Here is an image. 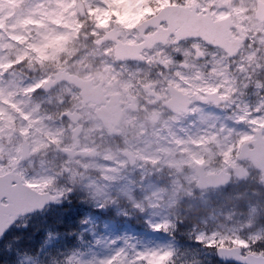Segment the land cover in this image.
Masks as SVG:
<instances>
[{
    "label": "snow or ice",
    "instance_id": "1",
    "mask_svg": "<svg viewBox=\"0 0 264 264\" xmlns=\"http://www.w3.org/2000/svg\"><path fill=\"white\" fill-rule=\"evenodd\" d=\"M22 14L37 35L0 28V264H39L26 250L47 252L77 218L92 222L75 185L95 208L126 201L165 233L183 225L170 210L193 190L253 173L264 189V0H31ZM222 102L235 105L233 126L203 107ZM189 117L199 134L176 131ZM240 207L245 234L197 223L189 234L222 258L264 264V202ZM95 244L109 254L74 247L51 264H174L171 244Z\"/></svg>",
    "mask_w": 264,
    "mask_h": 264
},
{
    "label": "rangeland",
    "instance_id": "2",
    "mask_svg": "<svg viewBox=\"0 0 264 264\" xmlns=\"http://www.w3.org/2000/svg\"><path fill=\"white\" fill-rule=\"evenodd\" d=\"M31 0H0V28L8 30H20L21 28L27 29L32 36L37 35L35 28L36 25L29 27L22 23L23 14L22 6L26 3H30ZM7 5V7H4ZM9 54H15L16 49L12 48L7 50ZM216 114L215 111L212 112ZM219 126L222 121H215ZM199 125V127H197ZM229 125V124H227ZM230 126V125H229ZM203 127L199 121L195 120L194 124L179 125L176 131L179 132L181 128L189 129L192 134H199V129ZM183 135V133H180ZM190 147L199 148L200 145H194ZM48 159L55 161L58 160V154L49 153ZM206 165L210 168H215L216 161L214 158L206 160ZM27 166L31 169L33 167H39V158L34 162L29 161ZM129 175L137 177L139 175L138 170L129 169ZM168 175V169H164L159 174H154V180L163 181ZM235 186H237L235 184ZM246 194L250 191L247 190ZM224 192L218 191L215 188H209L204 191L193 190L191 195H184L178 202L177 206L173 209L177 210L174 214V219L177 216L181 217H195L196 223L202 230H212L221 228V230L236 229L245 234L248 230L247 222L244 215L245 209L240 207L242 199H238L235 202V196L233 192H230L229 198H222ZM249 200L264 201V189L259 185V191L255 195L251 196V199L244 201L247 203ZM131 206L126 202H121L117 206H113L107 215L122 217L127 221H134L135 225H130L128 222L115 225L114 227L105 220H101L97 214H103L106 218L104 210L98 208H91L95 211V215H91V223L81 225L79 233L71 235V242H65L64 238H60V235H54L48 242L51 247L47 252H42L43 257L38 258L39 264H51L52 259L62 261L65 255L70 254L72 248H79L81 252L86 253V257L93 253L99 256L108 255L110 248L104 245H96L95 239L100 237L107 243L108 240L115 238L116 236H127L131 238V242L136 244L137 248H156L164 245L171 244L175 248V254L172 257L174 264H220L216 260V250L214 248H208L195 241L190 236L189 228H180L179 226L172 233H165L163 231H154L148 227L144 214L137 215L134 210H131ZM171 209V210H173ZM127 211L129 215H125ZM23 223V222H22ZM133 228H131V227ZM222 226V227H221ZM257 227H260L258 224ZM81 233L83 239L81 240ZM45 239H48L46 237ZM187 242H186V241ZM73 242V243H72ZM72 244L71 247L69 246ZM55 244V245H54ZM54 245V246H53ZM52 247H55V252L52 251ZM203 249H214V259L212 253L204 252Z\"/></svg>",
    "mask_w": 264,
    "mask_h": 264
},
{
    "label": "flooded vegetation",
    "instance_id": "3",
    "mask_svg": "<svg viewBox=\"0 0 264 264\" xmlns=\"http://www.w3.org/2000/svg\"><path fill=\"white\" fill-rule=\"evenodd\" d=\"M153 71H155V69H153ZM258 75H260L261 78H264V74L258 73ZM243 99L247 101L248 103H255L257 100V96L253 93L252 89H248L247 95H245ZM203 107L207 112L212 113L213 111H215L216 112L215 115L219 117V120L217 121H222V122H225V124H229L230 126H233V121L228 119L227 117H229L232 114L233 108L235 107L234 104H227V108H225L224 103H221L220 106L208 103V104H204ZM195 120H197L196 117H189L188 119H185L181 124H178V125L194 124ZM248 179L249 178L245 180L233 179L232 181L233 183L231 184L232 189L230 188L231 185L229 186L228 191L233 192L234 195H236L234 199L235 202H237L238 199H242L243 201L247 200L249 193L246 194L245 187H246V184L248 183ZM234 184H237V186H235ZM247 190H249V187H247Z\"/></svg>",
    "mask_w": 264,
    "mask_h": 264
},
{
    "label": "clouds",
    "instance_id": "4",
    "mask_svg": "<svg viewBox=\"0 0 264 264\" xmlns=\"http://www.w3.org/2000/svg\"><path fill=\"white\" fill-rule=\"evenodd\" d=\"M4 7H7V5H5ZM129 67L130 68H135L136 65L134 63H131L130 62ZM153 69H155V68H153ZM153 69H152V72H153V74H155V72L157 71V69H155V71H153ZM118 71H119V69H118ZM125 71H127V69H125ZM222 103H224V107L227 108V103L226 102H222ZM178 126H179L178 124L175 125L174 126L175 129ZM197 127H199V125H197ZM75 197H76V202L77 203L83 202V203L88 204V206L90 208H95V206L88 199V192H87V190L86 189H82L80 185H75ZM112 207L113 206H109V208L104 209L105 215H107L109 213V211H110V209ZM131 210H133V209L131 208L130 211ZM170 211L173 212V213H175L177 210L173 209V210H170ZM137 215H139V213H137ZM176 218H178L179 220H183L184 221L183 225H180L179 226L180 228H190V226H191L192 223H196L197 222L196 219H195V217H187V218H185V217L177 216ZM113 220L115 221L116 218L113 217ZM203 251L204 252H207V253H212L213 254V259H214V252H215L214 249H203Z\"/></svg>",
    "mask_w": 264,
    "mask_h": 264
},
{
    "label": "trees",
    "instance_id": "5",
    "mask_svg": "<svg viewBox=\"0 0 264 264\" xmlns=\"http://www.w3.org/2000/svg\"><path fill=\"white\" fill-rule=\"evenodd\" d=\"M78 220H79V218H77V220L73 224H71V225H69V226H67V227H65V228L60 230V238L61 237L64 238L65 242H71V240H72L71 235L79 233V231H78L79 230V224L77 223ZM46 237H47V233H44V236L42 237V239H45ZM71 245L72 244L70 243L69 246L71 247ZM54 248L55 247H52V251L51 252H55ZM26 251L28 252V255L33 257V258H41V257H43V255H42L43 251L41 250V248L39 246V243H37L35 251H31V250H26ZM217 262H218V260H217Z\"/></svg>",
    "mask_w": 264,
    "mask_h": 264
},
{
    "label": "water",
    "instance_id": "6",
    "mask_svg": "<svg viewBox=\"0 0 264 264\" xmlns=\"http://www.w3.org/2000/svg\"><path fill=\"white\" fill-rule=\"evenodd\" d=\"M218 256H219V255H218ZM219 258H220L221 260L225 261V262H230V261L237 262V261H235L234 259H231V258H229V259H225V258H222V257H220V256H219ZM237 263H238V262H237Z\"/></svg>",
    "mask_w": 264,
    "mask_h": 264
}]
</instances>
